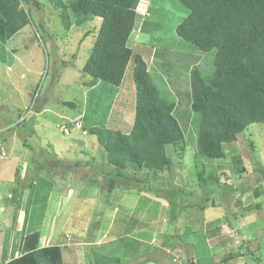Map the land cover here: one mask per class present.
Wrapping results in <instances>:
<instances>
[{"label": "rangeland", "instance_id": "1", "mask_svg": "<svg viewBox=\"0 0 264 264\" xmlns=\"http://www.w3.org/2000/svg\"><path fill=\"white\" fill-rule=\"evenodd\" d=\"M39 1L43 10L31 4L32 1L25 4L32 12L33 24L6 43L0 37V143L7 137L0 151V263L19 257L20 246L24 244V241L21 244L22 239L39 232L37 240L41 247L66 244V264H94V252L128 260L133 254L131 243L134 244L135 239L165 249L164 255L163 252L155 254L154 260L147 264H264V123L248 127L238 142L223 145L225 159L221 161L201 159L191 144L183 157L172 152L174 175L169 172L163 179H157L143 172L141 177L152 184L172 178L177 188L189 183L185 193L172 199L173 206L167 200L153 197L162 201L163 207L152 219L143 218L144 212L140 216V227L148 231L145 237L118 235L113 220L116 211L122 208L118 207L119 199L110 198L109 202L98 191L85 197L80 193L83 180L75 171L70 170L73 179L66 175L67 168L60 174L55 172V177H46L51 189L44 184L31 191L27 189L34 173L45 174L37 164L40 160L46 163L47 159L40 157L34 145L47 150L52 157L71 162L94 157L101 171L107 173L110 168L106 153L96 149L97 138L81 130L82 118L91 100L96 102L104 96L99 107L103 110L101 118L108 121L105 127L118 129L125 119H131L132 128L137 94L132 62L118 90L94 96L93 91L101 85L85 86L90 78L82 74V69L95 44L101 20L81 28L75 24L66 30L58 16L60 12L54 10L50 0ZM136 10L138 16L131 34V47L145 56L156 84L165 86L167 83L172 89L169 80L178 74L179 84L172 82L177 83H174V92L184 94L177 98L179 120L189 135L191 115L186 114L190 112L189 71L186 69L200 62L208 65L213 54L202 53L178 37L176 28L189 14V9L178 0H140ZM88 30L91 32L84 38ZM156 58L158 68L153 65ZM162 67L167 70L162 71ZM38 106H43L45 111L37 117ZM182 107L186 110L183 114ZM114 109L119 114L116 115ZM34 117L38 120L31 124V133H21L24 120L29 123ZM120 117L121 121L117 120ZM73 122L77 124L70 129L68 124ZM17 124L19 128L15 127ZM126 127L129 129V123ZM126 127L122 129L125 131ZM24 138L30 146L25 145ZM48 143L52 147L48 148ZM203 168L207 174L212 171L219 178V183L210 184L207 192L199 187L202 182L197 178ZM18 186L20 189L14 194ZM87 187L86 190L93 191V187ZM193 189L195 193L185 195ZM202 191L208 193L206 209L203 200L196 195ZM129 192L135 195L129 194L126 204L134 207L141 194L137 190ZM112 207H116V211H111ZM230 217H236L238 228L233 226ZM98 222L100 234L91 238L92 233L98 234L93 225ZM179 236L183 237V242ZM168 240L176 246L165 247ZM126 244H129L128 249ZM234 254L238 257L231 259ZM147 257L142 254L137 262L141 264ZM135 259L136 256L128 262L134 264Z\"/></svg>", "mask_w": 264, "mask_h": 264}, {"label": "trees", "instance_id": "2", "mask_svg": "<svg viewBox=\"0 0 264 264\" xmlns=\"http://www.w3.org/2000/svg\"><path fill=\"white\" fill-rule=\"evenodd\" d=\"M139 1L50 0L54 10L60 12L58 16L66 30H70L75 24L81 28L94 20H101L95 44L82 69V74L90 78L84 83L85 86L95 88L101 85V89L93 91L94 96L96 93L118 90L124 82L130 63L133 62V79L137 93L135 117L132 128L131 119H125L118 129L116 127L110 129L105 127L108 122L106 118H101L103 110L100 111L99 106L104 96L96 99V102L91 100L82 118L81 130L86 132L87 136L97 138L99 148L96 149L106 153L110 168L108 172L101 171L94 157L71 162L52 157L47 150L34 145L33 148L38 149L40 157L47 159L46 163H41L43 161L40 160L37 164L45 174L34 173L32 183L26 186L29 191L42 184L50 188L49 179L46 177H55V172L60 174L67 168L66 175L73 179L70 170L75 171L78 173L77 177L83 180L84 187L80 193L85 197L98 191V194L105 195L109 202L110 198L119 199L118 207H122L120 212L116 211V207H112L111 210L116 211L113 220L114 230L118 235H133L136 238L145 237L148 232L139 224L143 212L145 214L143 218L149 220L150 217L152 219L159 215L162 210L163 202L156 201L153 197L167 200L170 206H173L172 199L180 195L179 193H185V186L189 184L185 183L184 186L177 188L173 178L167 182L152 184L149 179L144 180L141 177V174L144 175L143 172L153 178L163 179L165 173L174 171L175 161L172 152L183 157L191 144L201 159L210 162L221 161L225 159L223 145L238 142L248 127L264 123V0H178L189 9L188 16L176 28L178 37L191 43L202 53L213 54L208 65L203 66L200 62L186 69L189 71L187 89L190 112L186 113L191 115L189 135L185 133L179 120L181 113L177 98L184 94L178 90L174 92V83L176 85L177 83L172 82H178L176 77L178 74L172 75L169 80L173 84L172 89H169L167 83L165 86L156 84L145 56L131 47L133 43L130 39L138 16L136 7ZM29 2L43 10L39 0H0V37L4 43L33 24L32 12L25 7ZM90 32L88 30L84 38ZM156 61H159L158 58L153 65L158 68L159 64ZM164 70L167 68L162 67V71ZM109 108L112 109V106ZM36 110L37 117L45 111L43 106H38ZM185 112L182 107V114ZM114 113L119 114L115 109ZM120 119L121 117L117 120L121 121ZM37 120L35 117L34 120L30 119L29 123L24 120L21 133H31L30 126ZM126 123H129V129ZM75 124L77 123L73 122L68 126L72 129ZM15 127L19 128L18 124ZM122 127H126V130L124 131ZM25 128L27 130H24ZM21 133L20 135L23 136ZM6 139L3 142H7ZM24 141L26 146L31 145L28 139L24 138ZM193 141L194 143H191ZM3 142L0 143V151ZM47 147H52V144L48 143ZM149 175L145 177H150ZM153 178L151 179L155 180ZM197 178L202 182L199 187L204 189V192H207L210 184L219 183L216 174L212 171L207 174L204 168L197 173ZM87 182L89 187H93L92 192L86 190ZM19 189L18 186L13 193L17 194ZM131 190H137L138 194H141L138 195L134 207L126 204L127 196L135 195L129 192ZM195 192L196 190L193 189L185 195ZM204 192H197L196 195L203 200L205 205L203 208L206 209L208 193ZM44 212L45 208L41 211L43 218ZM176 219H171L170 225ZM231 220L233 226L238 228L239 222L236 217ZM93 225L98 234L92 233L91 238L100 234V222ZM34 233L22 239L21 244L23 241L24 244L20 246L22 248L20 256L14 257L5 264H66L65 243L41 247L37 240L39 232ZM179 237L183 242V237ZM166 242L165 247L176 246L171 240ZM126 246L128 249L129 244ZM131 248L133 254L128 260L112 258L93 251L94 264H119V261L123 264H131L128 261L134 260L135 256L136 262L133 263L140 264L137 259L142 254L149 256L141 263L147 264L154 260L155 254L160 252L165 254L164 248L146 244L140 239H135V243H131ZM242 248L247 249L244 246ZM237 257L238 255L234 254L230 258ZM189 261L193 263L192 258H189Z\"/></svg>", "mask_w": 264, "mask_h": 264}, {"label": "crops", "instance_id": "3", "mask_svg": "<svg viewBox=\"0 0 264 264\" xmlns=\"http://www.w3.org/2000/svg\"><path fill=\"white\" fill-rule=\"evenodd\" d=\"M7 263V262H6ZM0 264H5V262H2V263H0Z\"/></svg>", "mask_w": 264, "mask_h": 264}, {"label": "clouds", "instance_id": "4", "mask_svg": "<svg viewBox=\"0 0 264 264\" xmlns=\"http://www.w3.org/2000/svg\"><path fill=\"white\" fill-rule=\"evenodd\" d=\"M24 6V5H23ZM136 23V22H135ZM134 30H135V28H134Z\"/></svg>", "mask_w": 264, "mask_h": 264}]
</instances>
